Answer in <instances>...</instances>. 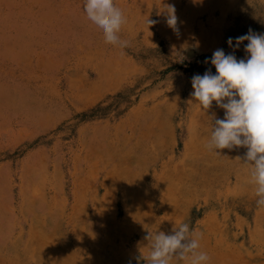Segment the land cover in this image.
Wrapping results in <instances>:
<instances>
[{
  "label": "rangeland",
  "instance_id": "obj_1",
  "mask_svg": "<svg viewBox=\"0 0 264 264\" xmlns=\"http://www.w3.org/2000/svg\"><path fill=\"white\" fill-rule=\"evenodd\" d=\"M83 4L0 0V264H143L181 223L209 264H264L246 149L209 151L224 111L190 96L203 56L264 33V0H114L124 49Z\"/></svg>",
  "mask_w": 264,
  "mask_h": 264
},
{
  "label": "clouds",
  "instance_id": "obj_2",
  "mask_svg": "<svg viewBox=\"0 0 264 264\" xmlns=\"http://www.w3.org/2000/svg\"><path fill=\"white\" fill-rule=\"evenodd\" d=\"M160 14L165 16L168 27L179 32L175 6L162 4ZM83 11L86 17L103 33L107 44L124 49L129 41L121 40L119 33L127 22L122 10L115 6L114 0H84ZM148 28L158 23L147 18ZM245 57L238 59L235 50L244 42ZM232 52L225 53L217 48L210 59L215 68L203 75L191 78L192 100L207 113L215 106L224 111L223 118L212 120L213 128L206 148L222 156L223 149L245 148L243 163L249 166L250 183L255 187L257 207H264V33L249 29L248 33L227 41ZM241 161V158H237ZM203 233L190 232L188 223L174 226L170 234L164 231L149 232L144 236L149 254L138 259L143 264H180L190 257V264H209V255L200 250Z\"/></svg>",
  "mask_w": 264,
  "mask_h": 264
},
{
  "label": "trees",
  "instance_id": "obj_3",
  "mask_svg": "<svg viewBox=\"0 0 264 264\" xmlns=\"http://www.w3.org/2000/svg\"><path fill=\"white\" fill-rule=\"evenodd\" d=\"M210 57H211V56H203V57H202L203 62L200 63V64H198L197 66H198L199 68H201L203 72H205L207 69L211 68V70H212V72H213V74H214V72H215V68H214V66H212L210 63H205V60H206V59H210ZM191 66H192V65H190V67H191ZM194 66H195V65H194Z\"/></svg>",
  "mask_w": 264,
  "mask_h": 264
}]
</instances>
